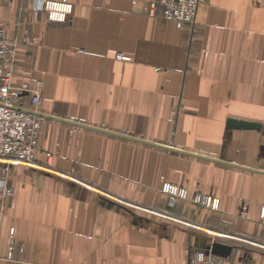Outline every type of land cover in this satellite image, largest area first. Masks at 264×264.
I'll list each match as a JSON object with an SVG mask.
<instances>
[{
	"label": "crops",
	"instance_id": "0c3cea01",
	"mask_svg": "<svg viewBox=\"0 0 264 264\" xmlns=\"http://www.w3.org/2000/svg\"><path fill=\"white\" fill-rule=\"evenodd\" d=\"M41 1L62 0H0L40 113L208 159L43 119L35 164L0 163V264H264V173L210 160L264 171V0H200L192 32L133 0H65V22Z\"/></svg>",
	"mask_w": 264,
	"mask_h": 264
},
{
	"label": "built area",
	"instance_id": "2783aa9c",
	"mask_svg": "<svg viewBox=\"0 0 264 264\" xmlns=\"http://www.w3.org/2000/svg\"><path fill=\"white\" fill-rule=\"evenodd\" d=\"M42 3L50 20L65 22L71 14L72 7L65 0ZM132 3L139 5L141 11L150 17L172 21L178 29H188L192 32L200 0H133ZM15 46L16 43L10 40L0 27V161L8 164L34 165L37 138L43 121V118L34 114L38 111L40 103L38 85H34V89H29L27 82L21 83L19 88L11 86ZM25 93H29L30 110L33 113L19 109L25 108L22 103ZM46 155L51 156L50 153ZM162 191L170 196L185 197L184 191L177 190L167 183ZM1 192L6 197L12 195L11 190L3 182ZM194 201L206 207L217 208V202L211 197L199 196ZM245 208L246 204H241V211ZM260 218L264 219V207L261 208ZM195 261H204L203 254H196L193 262Z\"/></svg>",
	"mask_w": 264,
	"mask_h": 264
},
{
	"label": "water",
	"instance_id": "95a60500",
	"mask_svg": "<svg viewBox=\"0 0 264 264\" xmlns=\"http://www.w3.org/2000/svg\"><path fill=\"white\" fill-rule=\"evenodd\" d=\"M19 109L20 110H24L25 112H28V113H33V111L28 110V109H24V108H19ZM34 114L36 116H39V117L43 118V119H53V120H57V121H60V122H63V123H67V124H70V125H73V126H76V127L85 128V129L93 130V131H96V132H101V133H105V134H108V135H112V136H116V137H120V138H124V139H128V140H132V141H136V142H140V143H144V144L160 147V148L167 149V150H170V151H175V152H179V153H183V154H188V155H193V156H197V157H202V156L196 155L194 153H189V152H186V151H182L180 149H176V148L172 147L171 145H164V144H160V143H155V142H151V141L137 139V138H134V137H131V136L122 135V134H119V133L108 131L106 129L93 127L91 125H86V124H82V123L66 120V119L59 118V117H53V116L45 115V114H42V113H39V112H35ZM226 126L230 127V128H235V129H254V128H259L258 124L245 122V121H237V120H233V119L227 120ZM202 158L208 159L207 157H202ZM210 160H214V161L221 162V163H224V164H228V165H231V166L239 167V168L246 169V170H249V171L264 173V171H259V170H256V169H250V168H246V167H241L239 165H235V164L229 163L227 161H223V160H215V159H210ZM230 252H231V247L230 246L224 245V244L218 243V242L213 243L212 246H211V249H210V253L212 255L223 257V258L227 257L230 254Z\"/></svg>",
	"mask_w": 264,
	"mask_h": 264
},
{
	"label": "rangeland",
	"instance_id": "374dc122",
	"mask_svg": "<svg viewBox=\"0 0 264 264\" xmlns=\"http://www.w3.org/2000/svg\"><path fill=\"white\" fill-rule=\"evenodd\" d=\"M43 1H41V3H40V9H42L45 13H46V17H47V19L49 20V21H53V20H50L49 18H48V12H47V10H45L44 9V7H43V3H42ZM164 20V19H163ZM59 22V21H58ZM174 23V22H173ZM2 29H4V27H2V26H0ZM4 31L6 32V34H7V31L4 29ZM7 36L9 37V39L10 40H12L13 42H15L16 43V46H15V50H16V47L18 46V41H16L15 39H12L8 34H7ZM15 50H14V60H13V77H14V75H15V68H14V63H15ZM12 77V78H13ZM12 78H11V80H12ZM28 83V87H29V89H34V85H38V92H39V102H40V95H41V85H40V82H38V83H35V84H31V83H29V82H27ZM21 85V84H20ZM20 85H17V86H13L12 85V82H11V86L13 87V88H19V86ZM30 93V92H29ZM29 93H25L24 95H23V97H22V99H25V97H28V105H26V107L24 108V109H28V110H30V108H31V105H30V101H29ZM22 103H23V101H22ZM39 107H40V103H39V106L37 107V112H39ZM40 113V112H39ZM42 123H43V121H42ZM42 125V124H41ZM38 139V138H37ZM47 154V153H46ZM51 154V153H50ZM46 157H48L47 155H46ZM36 162V161H35ZM0 163H4V162H1L0 161ZM4 164H6V165H15V164H8V163H4ZM1 182H3L4 184H5V181H0V198L1 199H3V200H5V199H11L12 198V195H11V197H6V196H4L3 194H2V192H1ZM10 189V188H9ZM11 190V189H10ZM11 192H12V190H11ZM196 254H198V253H196ZM196 254L195 255H193L192 257H191V259H190V262L191 263H195V262H193V260L195 259V257H196ZM203 254V253H202ZM203 256H204V260H205V255L203 254Z\"/></svg>",
	"mask_w": 264,
	"mask_h": 264
}]
</instances>
